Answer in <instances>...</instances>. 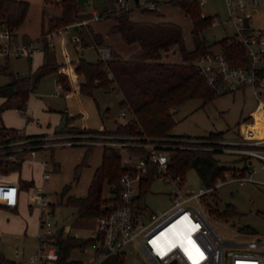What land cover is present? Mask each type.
Returning a JSON list of instances; mask_svg holds the SVG:
<instances>
[{"label":"rangeland","instance_id":"374dc122","mask_svg":"<svg viewBox=\"0 0 264 264\" xmlns=\"http://www.w3.org/2000/svg\"><path fill=\"white\" fill-rule=\"evenodd\" d=\"M28 1V9L18 27L26 30L30 35H36L40 32L43 9L45 8L47 12L52 10L55 6H50L52 5L50 1L54 0ZM115 1L117 2V0ZM158 1L157 10L160 15L144 13L133 0H128L131 16L135 19L156 20L162 18L177 22L183 28L186 47L192 49L194 38L191 34L190 16L178 4L164 0ZM107 5L108 9L106 10ZM140 5L142 4L140 3ZM55 10H58V7ZM93 10L96 14L102 13L100 18L93 19L95 15ZM201 10L204 15H212L216 19L213 24L209 23L204 26L201 34L211 43V48L218 49L216 40L229 35L234 28L230 22L220 23L226 18L224 1L205 0ZM111 12L107 0H90L79 12V16L91 18L93 27L102 33L108 47L116 49L123 57L129 58L137 50L139 43L137 41L125 42L119 32L110 31V27L114 23ZM249 20L253 27L264 26V0H261L260 4L257 5V10L250 16ZM75 22L76 20L68 24H75ZM70 31L73 32V29ZM65 35L69 37L66 31ZM54 40L55 50L51 54L52 60L48 56L44 60L42 51L34 52L29 59L23 57L9 59V70L21 74L31 73L44 61L54 65L56 69L39 78L36 87L27 96L25 112L18 108L13 100L7 101L0 110V123L19 129V133H22L20 129L28 134L51 130L44 137L43 147L35 149L33 153L28 152L21 163L18 172L19 177L21 180H32V186L27 187L25 181H19L15 170L6 173L0 172V179H16L22 187L16 208L0 205V251L16 264H31L29 256L37 242L38 204L28 197L32 189L42 190L52 201V205H55L54 213L49 217L51 220H58L57 224L54 225L55 231L63 228L64 234L76 231L79 235L84 236L92 230L95 218L80 217L76 212V207L65 202V195H84L86 193L93 170L101 162L103 146L96 144L93 147L88 155L87 164L81 168L78 178L73 180L74 167L82 159L86 145L82 142L70 143V137H79L75 140L83 139L85 132L80 133L78 131L82 127L113 129L117 120L124 121L130 116L129 113L120 114L122 108L119 105V100L122 93L117 89L106 91L103 87L96 86L91 94L81 91L79 93L73 92V90H70L69 94H64L63 90L59 93L56 88V80L58 78L57 70L63 65L62 62H69L68 64L74 66L71 61L77 59L78 56H82L88 61H95L100 56L94 44L74 46V42L68 40L65 50L60 44L59 37L55 36ZM101 49L100 46V53ZM121 55L119 56L122 57ZM162 59L175 62L182 61L178 46L174 44L167 51H164ZM262 64H264V59ZM62 74L59 77L60 82L66 87L69 85L70 74L66 71H62ZM76 74L77 83H80L82 76L77 72ZM9 80L8 72H0V84ZM252 92L250 86H244L243 89L239 88L218 94L206 102L201 98L188 99L172 113L173 123L168 132L195 136L206 135L212 130L222 131L223 136L233 137L238 131L243 132L245 121L241 125L239 123L244 119L243 115H246L248 110L256 105V98ZM262 96L264 97V94ZM4 99V96L0 95V105ZM70 111H72L71 116L68 115ZM260 124L259 122L249 124L245 129L246 133H252ZM215 140L219 142L220 139ZM22 141L19 138L4 142V146L0 144V153L19 149L20 146L17 145ZM235 153L239 152L224 149L214 152L221 164L234 168L241 162ZM15 155L11 154L7 158L13 159ZM43 160H47L46 169L50 171V177L46 179L42 176ZM13 171L15 175L12 174ZM255 178L264 180V169L259 170L255 174ZM65 185H70V187L64 194ZM185 185L193 189H198L202 185L194 168L185 171ZM171 188L172 184L169 182L158 177L153 179L144 201H141L147 207L145 212L160 211L167 207L170 204L169 191ZM109 195H111L110 186L106 183L103 188V196ZM207 199L219 210H222L226 203H231L238 211L236 215L223 217L215 212H210L207 206L203 204L208 211V219L218 234L226 240L233 241V243L223 245L224 251L237 249L241 243L259 237L258 249L264 252V184L252 181L227 182L216 188L214 192L207 194ZM244 225L253 227L256 232H245L239 229ZM142 240V236L139 235L137 243L139 244ZM16 247L18 254H15ZM121 251L124 256L123 264H165L163 262H151L138 245L133 242L123 246ZM92 257L91 249H83L78 246L73 247L68 256L69 259H80L86 263Z\"/></svg>","mask_w":264,"mask_h":264},{"label":"trees","instance_id":"16d2710c","mask_svg":"<svg viewBox=\"0 0 264 264\" xmlns=\"http://www.w3.org/2000/svg\"><path fill=\"white\" fill-rule=\"evenodd\" d=\"M107 2L114 18L110 31L119 32L125 42L137 41L139 47L129 58L120 57L111 48L109 57H98L95 61H88L78 56L77 59L71 61L75 71L82 76L81 92L91 94L96 86H101L106 91L117 89L122 93L119 100L120 107L130 114L129 118L124 121L117 120L115 128L99 130L121 135V139L129 143L122 146L103 145L101 162L93 170L86 193L65 195V202L74 205L77 214L85 218H95L108 200L117 201L121 174L127 169H134L135 161L141 157L147 158L149 154L150 149L138 144L140 142L151 140L168 151V170L173 176L180 175L185 179V171L194 168L200 183L205 186L211 185L217 177H223L234 169V167L221 164L214 154L215 151H223L222 145L224 144L215 140L223 138L222 131L210 130L206 135L195 136L168 132L173 123L172 113L180 104L191 98H201L206 102L222 94L208 87L193 62L195 57L213 49L211 43L201 34L204 26L212 24L213 16L204 15L201 6L195 1H173L181 6L191 18L194 47L188 49L184 42L183 28L177 22L162 18L135 19L131 16L129 7H119L115 0H107ZM50 3L58 7V12L49 16L48 12L42 14V32L75 21L84 7L77 0H54ZM28 5V0H0V21L15 31V28L22 22ZM139 8L144 13L160 15L156 7L139 4ZM74 31L79 36L81 46L94 44L99 48L104 45L102 33L94 31L89 23L76 24ZM230 39L227 35L216 40L218 49H221L232 61L245 60L246 51L243 45L233 38ZM174 44L179 48L182 61L163 60L162 53ZM54 69H56L54 65L44 62L31 73L21 74L9 70V59L0 60V72L6 71L10 76L9 81L0 84V95L5 98L0 105V110L7 101L13 100L14 104L25 112L29 92L36 87L42 75ZM78 131L90 134L98 129L79 128ZM46 135L45 132L19 133V129L0 123V144L2 146L5 145L4 142L12 139L21 138L23 140L17 145L20 146L19 149L0 153V172L19 171L27 153L43 147ZM183 137H188V142L182 141ZM78 138L72 137V139ZM182 143L193 146H181ZM85 145L83 157L74 167L73 180L78 178L81 168L87 164L88 155L95 146L94 144ZM11 154H16L15 158H7ZM155 171V164L149 163L148 170L140 179L139 192L133 203L137 212L147 210L145 203L141 201H144L150 184L155 179ZM12 174L15 175V172L13 171ZM21 181H25L27 187L33 185L32 180ZM106 183L110 186L111 195L109 196H103ZM69 187L70 185H65L64 194ZM215 190L213 189L208 194ZM202 200L210 212H215L219 216L229 217L238 214L231 203H226L224 208L219 210L208 201L207 194L202 196ZM239 229L245 232H256L249 225H244ZM54 242L58 246L57 264L80 262L69 259L68 256L73 247L84 248L90 242V237H74L69 232L64 234L61 228L56 231ZM123 262V252L118 251L103 258L98 264H123ZM0 264L16 263L6 258L0 251ZM166 264L182 263L176 261Z\"/></svg>","mask_w":264,"mask_h":264},{"label":"built area","instance_id":"2783aa9c","mask_svg":"<svg viewBox=\"0 0 264 264\" xmlns=\"http://www.w3.org/2000/svg\"><path fill=\"white\" fill-rule=\"evenodd\" d=\"M134 1V0H133ZM172 2L175 0H164ZM201 7L205 0H192ZM225 7V20L220 23L230 22L233 31L230 38L239 41L246 51V59L232 61L221 49L205 51L193 59L197 71L202 75L210 89L216 93L234 91L244 86H250L255 96L260 99V89L264 87V68L260 61L264 56V26L253 27L250 25V16L256 11L261 0H223ZM119 7L128 8V0H117ZM148 7H158V0H139V4ZM255 9L254 11H251ZM248 14V25H244L243 18ZM99 18V15H95ZM216 21L212 18V24ZM68 32L72 41L79 42V36L70 31L69 24L59 26L54 30L40 33L29 40H18L15 31L4 22L0 21V60L13 57H31L40 48L43 42L48 47L54 45V35L61 37ZM230 39V40H231ZM100 48V47H99ZM103 57L108 56V49H101ZM61 85L58 84V88ZM59 90V89H58ZM120 114H126L122 109ZM80 136V135H79ZM70 143L82 142L84 144H101L122 146L128 141L121 139V135L108 131H96L85 133L81 140L70 137ZM191 139V138H190ZM182 141L188 142V137ZM222 149L236 151L243 154H253L262 158L260 168H264V150L250 146L264 142L263 137L242 138L238 140L220 139ZM148 147L147 158L141 157L133 164L134 169L125 170L119 178V194L117 201L108 200L104 203L103 210L95 217L92 230L84 236L76 231L74 237H90V242L84 248L92 249L95 259L91 264H98L110 254L121 251L128 243H135L151 262L168 263L171 259L182 264H264V252L258 249L260 238H251L241 243L237 249L224 251L223 245L233 243L232 240L222 238L208 219V211L203 206L202 196L213 189L231 182L255 181L264 184V180L254 176L256 167L248 159L242 165L227 172L223 177L219 176L208 186L201 185L193 189L185 185V179L180 175L173 176L168 168V151L157 146L154 141L147 140L138 143ZM181 146L191 147L188 143ZM34 150H31L33 152ZM155 164V178L158 177L172 184L169 191L170 204L160 211L137 212L133 206L135 197L139 192V182L143 174L148 170V164ZM44 179L50 177V171L46 169L47 160L42 161ZM22 188L16 179H0V203L15 207L19 201ZM28 197L38 204V228L36 231L37 242L33 252L29 256L31 264H57L58 246L54 242L57 219L51 220L54 213V204L42 190L32 189ZM185 215L183 226L188 228V234L192 240V248L186 251L178 243L176 247H168L164 238H155L156 234L167 223ZM183 221V219H181ZM182 225V224H181ZM141 235L143 240L137 243V237ZM15 254H18L17 247ZM65 264H86L82 261Z\"/></svg>","mask_w":264,"mask_h":264},{"label":"crops","instance_id":"0c3cea01","mask_svg":"<svg viewBox=\"0 0 264 264\" xmlns=\"http://www.w3.org/2000/svg\"><path fill=\"white\" fill-rule=\"evenodd\" d=\"M89 1L90 0H88V3H89ZM87 4V3H86ZM85 4V5H86ZM84 5V6H85ZM50 6H54V5H50ZM56 9V7H54L52 10H49L48 11V16L51 14H56L57 12H58V10H55ZM106 10L108 9V5L106 6V8H105ZM256 10H257V8H256ZM44 12H47V10L44 8L43 9V12H42V14H44ZM93 12L95 13V10H93ZM255 13V12H254ZM80 14L78 13V15H77V18H76V22H75V24H78V23H89L90 25H91V27L94 29V31H97V30H95V28L93 27V25H92V23H91V18H88V17H84V16H79ZM95 15H97L96 13H95ZM95 15H94V17H93V19H98V18H95ZM99 15V18H100V16L102 15V13H99L98 14ZM47 17V16H46ZM41 21H42V15H41ZM41 23L42 22H40V25H41ZM75 24H69V26H70V29H73L74 30V26H75ZM48 31V30H47ZM75 32V31H74ZM99 32V31H98ZM40 33H43L42 32V28H41V26H40V32L38 33V34H36V35H30L29 33H27L26 32V30H22L20 27H18L17 29H15V36H16V38L18 39V40H23V41H25V40H29V39H31V38H33V37H36V36H38ZM55 36L56 37H59L60 38V44L63 46V48L66 50V43H67V41L68 40H70V41H72L69 37H67L65 34L61 37L60 35H58V34H55L54 35V38H55ZM72 42H74V46H77L78 44H79V42H76V41H72ZM102 48H104V49H108L109 50V53H110V49L111 48H109L108 47V45H107V43L105 42V39H104V45H102L101 46ZM139 47V46H138ZM112 49H114V48H112ZM55 50V40H54V45L52 46V47H48V45L46 44V42H43L42 44H41V46H40V48L39 49H37L35 52H37V51H42V53H43V59L45 60V58L48 56L49 57V59L50 60H52V53H53V51ZM119 55H121L116 49H114ZM97 51H98V53H99V56L100 57H103L102 56V54L100 53V51H99V48L97 47ZM109 56V55H108ZM108 56H106V57H108ZM122 56V55H121ZM123 57V56H122ZM15 58H21V57H15ZM23 58H27V59H29V58H31V57H23ZM125 58V57H124ZM263 59H264V56L262 57V59H261V61H260V64H261V66L264 68V64H262V61H263ZM56 61H58V60H56ZM45 62V61H44ZM58 62H61V61H58ZM63 63V65L57 70L58 71V78H57V80H56V88L57 89H59V93L63 90V93L64 94H69L70 93V90L72 91L73 90V92H78L79 93V91H80V83H77L78 82V78H77V74H76V72H75V69H74V66L72 65V64H68L67 62H62ZM62 71H66L67 73L69 72V74H70V79H69V85H67L66 87H64L63 86V84L60 82V78L59 77H61V75H63L62 74ZM80 82V81H79ZM58 84H60L61 86L58 88ZM244 87H242V89H243ZM253 93V92H252ZM254 94V93H253ZM264 94V87H262L261 89H260V99H258L256 96H255V94H254V96H255V98H256V105L253 107V108H251V109H249L248 110V112H247V114L246 115H243V117H244V119L241 121V123H239V125H241L242 124V122H244L245 121V127H244V130H243V132H241V131H238L237 133H236V135L235 136H233V137H227V136H223V138L222 139H225V140H238V139H242V138H252V137H263L264 138V97L262 96ZM68 115H72V111H70V112H68ZM239 122V121H238ZM255 122H259V123H261L260 124V126L259 127H257L252 133H246V131H245V129L248 127V125L249 124H253V123H255ZM82 128H88V129H98V131L99 130H107V129H105V128H90V127H82ZM22 132H24L22 129H20ZM49 131H51V130H49ZM49 131H41V132H45L46 134H48V132ZM25 133V132H24ZM80 134V133H79ZM76 135H78V134H76ZM250 146H253V147H256V148H259V149H262V150H264V142H262V143H260V144H256V145H250ZM35 151V150H34ZM33 151V152H34ZM33 152H31V153H33ZM235 154H237V158H239V160H241V162L239 163V164H237V166H240V165H242L243 164V162L246 160V159H248L249 161H251V163H252V165L254 166V167H256V171H255V173H254V176H255V174L259 171V170H262V169H264V168H260V163H261V161H262V158L261 157H259V156H257V155H253V154H243V153H235ZM15 171H17V170H15ZM19 171H17V175H18V177H19V173H18ZM252 182H255V181H252ZM257 183H259V182H257ZM261 184H263V183H261ZM20 197V196H19ZM18 204V203H17ZM31 204V203H30ZM1 205H3V204H1ZM17 206V205H16ZM16 206L15 207H11V208H16ZM55 206V205H54ZM9 207V206H8ZM58 221V220H57ZM259 238V237H258ZM84 249V248H83ZM85 249H87V248H85ZM90 249V248H89ZM91 251H92V249H91ZM92 253H93V251H92ZM94 259H95V256H94V253H93V257H92V259L88 262V263H86V262H84V261H82V260H80V259H76V260H79V261H82L83 263H86V264H91L93 261H94Z\"/></svg>","mask_w":264,"mask_h":264},{"label":"bare ground","instance_id":"6f19581e","mask_svg":"<svg viewBox=\"0 0 264 264\" xmlns=\"http://www.w3.org/2000/svg\"><path fill=\"white\" fill-rule=\"evenodd\" d=\"M184 219L185 215L167 223L153 239L164 238L168 247H176L179 243L181 247L189 251L192 248V240L188 234L189 229L183 226Z\"/></svg>","mask_w":264,"mask_h":264},{"label":"water","instance_id":"95a60500","mask_svg":"<svg viewBox=\"0 0 264 264\" xmlns=\"http://www.w3.org/2000/svg\"><path fill=\"white\" fill-rule=\"evenodd\" d=\"M77 2L80 4V5H82V6H84L86 3H88V0H77ZM138 2H139V0H134V3L137 5L138 4ZM255 9H252L251 11H254ZM248 18H249V15L248 14H246L245 16H244V18H243V23H244V25H248ZM171 262H176V258H173V259H171V261L170 262H168V263H171Z\"/></svg>","mask_w":264,"mask_h":264}]
</instances>
